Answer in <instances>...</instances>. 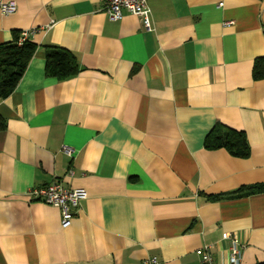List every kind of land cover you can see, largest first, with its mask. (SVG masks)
Listing matches in <instances>:
<instances>
[{"label":"crops","instance_id":"1","mask_svg":"<svg viewBox=\"0 0 264 264\" xmlns=\"http://www.w3.org/2000/svg\"><path fill=\"white\" fill-rule=\"evenodd\" d=\"M10 1L0 45L29 31L37 47L0 98V264H201L205 244L224 264V233L241 264L264 261V193L207 198L264 183V0H147L150 29L106 0ZM49 46L77 73L47 76ZM218 122L248 157L204 146ZM54 182L88 192L65 227L32 193Z\"/></svg>","mask_w":264,"mask_h":264},{"label":"trees","instance_id":"2","mask_svg":"<svg viewBox=\"0 0 264 264\" xmlns=\"http://www.w3.org/2000/svg\"><path fill=\"white\" fill-rule=\"evenodd\" d=\"M37 45L23 36V32L15 31L13 39L0 45V98L8 97L16 88L23 76ZM79 67L76 56L60 47L49 46L46 56V74L49 77L64 79L77 73ZM253 76L264 78V57L254 61ZM0 126L2 122L0 119ZM207 149H226L236 157L246 158L251 149L244 131H238L218 122L205 138ZM264 193V183L244 185L235 191L208 195L212 201ZM256 264H264V261Z\"/></svg>","mask_w":264,"mask_h":264},{"label":"built area","instance_id":"3","mask_svg":"<svg viewBox=\"0 0 264 264\" xmlns=\"http://www.w3.org/2000/svg\"><path fill=\"white\" fill-rule=\"evenodd\" d=\"M104 9L108 18L112 21H117L123 17V11H129L138 15L144 25L150 29V9L147 0H106ZM0 10L3 13H13L16 10V4L13 1L0 0ZM30 32L24 31V38ZM66 151H70L67 146H64ZM35 195L42 198L44 202L55 205L62 209V226H67L71 221V213L69 206H78L82 200L86 199L88 192L85 188L67 189L59 182H54L49 186L38 188L32 191ZM224 238L230 241L228 261L224 264H241L242 249L241 240L238 235L224 233ZM211 245L205 244L197 250L201 257V264H216L211 252ZM145 264H161L156 257H152Z\"/></svg>","mask_w":264,"mask_h":264}]
</instances>
